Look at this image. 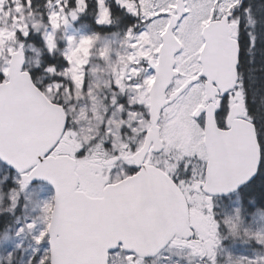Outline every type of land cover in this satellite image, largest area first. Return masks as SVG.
Returning <instances> with one entry per match:
<instances>
[{"label":"snow or ice","instance_id":"6c2138e0","mask_svg":"<svg viewBox=\"0 0 264 264\" xmlns=\"http://www.w3.org/2000/svg\"><path fill=\"white\" fill-rule=\"evenodd\" d=\"M114 4L128 15L136 17L135 24L127 28L128 46L132 50L127 56L128 69L125 73L128 84L136 92L142 94L140 101L127 105L129 112L138 106L139 113L146 120L155 119L158 128H163L175 113L168 114L173 105L184 102V98L195 93V99L184 109L182 119L191 127L193 150L187 158L182 157L176 167L183 164V173H169L161 170L160 178L183 199L187 208L193 205L194 216L201 214L206 206L210 218L215 219V199L222 198L230 202L233 196H239L247 208L259 206L264 208V105L254 108L256 85L264 87V3L254 5L253 0H113ZM54 11L48 17L49 23L59 12L69 13L73 19L85 14L88 0H49ZM32 0H20L17 12ZM96 23L102 25L111 22L112 10L108 0H95ZM2 10V8H0ZM58 10V11H56ZM259 18V24L253 16ZM101 17L106 18L102 20ZM23 37L29 35L27 25L16 27L17 33ZM69 41L72 37L68 38ZM50 47V46H49ZM63 68L58 69L54 63L43 66L47 78L39 80L36 73L40 68L27 70L25 75L33 87L50 97V104L56 105L66 112L62 94L67 88V95H73L76 81L67 72L72 65L70 56L63 59ZM163 102L153 112L151 105L146 103L155 89L152 87L163 78ZM8 67L0 68V92L9 83ZM119 87V82H117ZM83 89L84 81L81 79ZM42 108L48 107L42 101ZM125 106L121 105L123 109ZM8 106L0 95V169L12 173V182L21 190L33 179H44L54 185L56 199L83 200L75 193L72 172L77 163L90 164L94 157L87 152L86 146H77L71 157L61 159L59 138L54 142L41 146L31 145L23 154L13 155L6 151L5 122ZM127 115V113H125ZM74 122L67 115L61 125L63 136L73 129ZM214 126L215 132H212ZM148 129L143 134L147 135ZM213 137L215 142H213ZM247 138L239 156H253L251 163H237L235 142ZM161 146L167 141L161 139ZM105 153L110 158L102 160L101 171L107 167L109 175L101 176L107 189L106 195L119 194L134 189L138 181L148 171L144 163L150 156L139 154L135 143L124 144L117 148L110 140L103 141ZM157 149H152L155 151ZM124 153H131L126 157ZM138 155V159L133 157ZM195 159L198 163H192ZM62 163L65 167L64 176L56 175V167ZM119 163L121 173L115 182L108 183L111 168ZM253 197L249 202L248 197ZM199 197V207L196 206ZM13 201H18L19 193L13 192ZM43 210L51 207L49 201L43 204ZM32 222L17 227V234L31 230ZM218 227V224H217ZM53 225L47 224L37 232H33L34 255L28 264H62L53 256L54 242L51 235ZM188 235H193L191 229ZM161 241L159 246H163ZM264 247V244L260 245ZM126 252L125 264H136L139 247H131L128 241H119L111 246L112 251ZM11 252H9V257ZM108 253H106L107 264ZM264 264V258L245 257ZM80 264H91L88 260Z\"/></svg>","mask_w":264,"mask_h":264},{"label":"rangeland","instance_id":"374dc122","mask_svg":"<svg viewBox=\"0 0 264 264\" xmlns=\"http://www.w3.org/2000/svg\"><path fill=\"white\" fill-rule=\"evenodd\" d=\"M95 3V0H88ZM162 3L163 0H154ZM20 0H0V68L7 65L9 56L13 50L22 44L26 53L27 67L36 69L40 65L41 52L38 48L27 42L19 32L17 37L13 35L16 27L27 25L30 33L41 35L43 48L46 54L59 52V57L64 59L66 55L72 60L71 67L61 75H69L76 81L73 95H67V88L62 94V99L67 107L68 116L74 122L59 144L60 153L73 155L74 149L79 145L86 146L87 152L94 159L90 164L78 163L79 183L83 189L91 190V194H99L102 183L100 177L103 172L96 159H102L103 141L106 129L112 135L122 127L128 128L136 145L142 141L140 135L144 127V118L140 116L139 106L129 112L127 105L134 101H140L142 94L136 92L128 84L125 73L128 69L127 56L132 50L128 46L127 28L118 33L99 34L91 29L81 18L82 14L73 22L69 13L59 12L53 16V22L49 23L48 17L54 11L50 4L47 14H33L31 9L24 5L19 12ZM58 11V10H56ZM102 20L106 18L101 17ZM96 21V18H95ZM109 24L105 22L102 25ZM69 37L72 40L69 41ZM50 46V47H49ZM42 48V49H43ZM63 65L58 67L62 69ZM47 78V74L41 71L39 80ZM83 79L84 87L81 89L80 81ZM119 82V87H117ZM119 94L122 101L117 99ZM195 99V93L190 92L184 102L173 105L168 109V114L184 116V109ZM147 103V101H145ZM121 105L125 107L122 109ZM127 113V115H125ZM174 115V116H175ZM186 127H169V120L162 129V136L167 141L163 155L170 154L176 164L181 158H187L193 150V137L191 127L183 119ZM136 124V125H134ZM137 133V134H136ZM168 152V153H167ZM175 153V154H174ZM104 157V156H103ZM171 162V161H170ZM172 163V162H171ZM192 163H198L195 159ZM160 164L165 165L160 159ZM171 170V165H166ZM104 171V170H103ZM119 172L113 174V178ZM106 172H105V175ZM5 194L9 205L6 210L13 214L8 229L0 234V264H28L30 257L34 255L33 232L39 231L48 224L50 210H43L45 201L52 205V193L42 183L29 184L21 190L17 184ZM19 193L18 201L11 199L13 192ZM196 206L199 207V197H196ZM220 200L215 203V219H211L206 206L198 215L201 218V228L195 233L196 239L206 240V259L209 264H255V261L246 260L245 257L264 258V210H255L248 217H244L238 196H233L229 201ZM3 202V200H1ZM193 205H190L192 212ZM32 222L35 227L26 229L17 234L18 224L23 225ZM218 224V227H217ZM181 250L166 249L151 263L136 260V264H205L200 260L196 251L199 249L180 248ZM9 252L11 256L9 257ZM125 253L115 254L110 264H125Z\"/></svg>","mask_w":264,"mask_h":264},{"label":"water","instance_id":"95a60500","mask_svg":"<svg viewBox=\"0 0 264 264\" xmlns=\"http://www.w3.org/2000/svg\"><path fill=\"white\" fill-rule=\"evenodd\" d=\"M24 54L20 47L13 52L8 62L9 83L0 92L8 106L5 122L6 151L13 155L23 154L31 145L46 146L60 137L64 122V111L51 105L46 97L36 90L22 71ZM167 78L158 81L149 98L151 110L163 102L162 89ZM40 101L46 108L40 106ZM151 129L139 154H145L151 141L156 151H160L158 127L155 119L150 120ZM215 132L214 126H211ZM213 142L215 138L213 137ZM247 144V138L235 142L237 163L254 165V155L239 156ZM69 157L61 155V159ZM138 159V155L134 157ZM148 171L135 185L134 189L119 194L106 195L105 186L100 197H91L77 190V174L72 172L75 193L83 200L67 197L57 201L54 185L44 179L32 182L49 183L54 190V206L50 223L54 242L53 256L62 264H80L88 260L91 264H105L106 253L119 241H128L131 247H139L137 256L152 257L157 254L174 236L189 238L188 209L180 194L160 178V170L148 166ZM56 175L64 176L62 163L56 167ZM31 182V183H32ZM192 236V235H191ZM165 241L163 246H159ZM108 260V259H107Z\"/></svg>","mask_w":264,"mask_h":264},{"label":"trees","instance_id":"16d2710c","mask_svg":"<svg viewBox=\"0 0 264 264\" xmlns=\"http://www.w3.org/2000/svg\"><path fill=\"white\" fill-rule=\"evenodd\" d=\"M47 1L48 0H32V6H36L38 9L42 10L43 6H46ZM259 3H264V0H253L254 5L259 4ZM44 13H45L44 10L40 12V14H43V15ZM253 18L255 21H257V24H259L260 22L259 18L255 15L253 16ZM124 19L128 21L129 17H125ZM99 30L104 31L103 28H100ZM30 41L33 43L35 47H37L41 51L43 50L42 49L43 42L38 34L32 35L30 37ZM41 61L43 65L54 63L57 66H59L62 63V59L59 58L58 56L49 58V56L45 54L41 57ZM255 87H256V96H255V103L253 107L257 108V107H260L261 105H264V87H262L259 83ZM11 175L12 173H10L8 170L0 169V234L8 229L9 225L11 224L13 220V217L18 213V210L14 211L13 214L6 210L7 206L9 205L8 201L10 200L8 197H5V194L8 191H11L12 190L11 188L13 187ZM252 199L253 197L251 196L248 197L249 202H251ZM1 200H3V202H1ZM242 205L244 206V208H246L244 202Z\"/></svg>","mask_w":264,"mask_h":264},{"label":"flooded vegetation","instance_id":"af4514ba","mask_svg":"<svg viewBox=\"0 0 264 264\" xmlns=\"http://www.w3.org/2000/svg\"><path fill=\"white\" fill-rule=\"evenodd\" d=\"M147 123H148V120H147ZM125 131L129 132L130 134V130L128 128H121L118 132V134L114 137L112 135V132L110 130H108L106 132V139L107 140H110L112 145H114L115 147L117 148H121L124 146V144H132L134 143V138L131 137V136H127L125 135ZM142 144V143H141ZM124 155L126 157L128 156H131L132 154L131 153H124ZM148 156H150V160H151V165H154V166H158L160 165V167L164 170H167L170 174L171 173H179V174H182L183 173V169L180 168V167H183V164H180V167L177 168L176 167V162L175 161H172V159L170 158V156H163L162 157V161L164 162L165 161V165H162L160 164V159L159 157L162 155L161 153L160 154H154V153H148L147 154ZM105 156L109 157L111 156V153L108 152L107 154H105ZM98 162H100V159H97ZM172 163H171V162ZM145 163H148L147 159H145L144 161ZM101 163V162H100ZM166 165H171V170H169ZM121 165L119 163L116 164V166L112 167L111 168V175H110V179L107 181L108 183H112V182H115L116 179L118 178V174L121 173ZM105 171H106V175L108 176L109 173H108V170H107V167H105ZM116 172H119L117 175H116V178H113V174H115ZM105 175V174H104ZM104 185V184H102ZM208 213V211H207ZM210 214V213H208ZM199 221H197L196 219L194 218H189V225L190 227H196L198 226ZM173 240H179L178 238H174ZM193 240V239H192ZM194 242V243H193ZM192 244H189V246L191 248L195 247V246H198L202 249H204L205 245H206V240H193ZM178 244V243H177ZM201 249V250H202ZM205 255V253L203 254V256Z\"/></svg>","mask_w":264,"mask_h":264}]
</instances>
